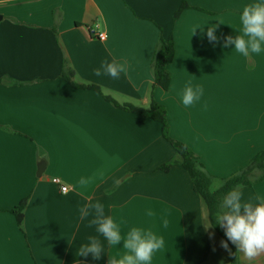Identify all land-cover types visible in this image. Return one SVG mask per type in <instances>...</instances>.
I'll use <instances>...</instances> for the list:
<instances>
[{"label": "crops", "instance_id": "crops-1", "mask_svg": "<svg viewBox=\"0 0 264 264\" xmlns=\"http://www.w3.org/2000/svg\"><path fill=\"white\" fill-rule=\"evenodd\" d=\"M185 1L189 8L173 21L181 0H0V264H108L120 257L123 241L109 246L89 226L92 217L80 216V207L96 201L122 236L136 227L163 238L151 264H230L229 247L206 226L207 210L186 171L158 170L175 155L161 125L104 98L163 106L169 137L216 178L264 150V52L243 56L223 46L238 34L243 7L257 0ZM213 24L218 39L209 41ZM159 28L175 51L166 91L152 75ZM113 59L126 67L119 79L94 75ZM63 68L73 71L74 84L100 92L72 87L61 79ZM189 82L203 94L185 107L180 96ZM241 191L243 200L259 202L264 177ZM23 199L19 228L9 210ZM90 236L103 245L100 259L79 255ZM251 264H264V256Z\"/></svg>", "mask_w": 264, "mask_h": 264}, {"label": "clouds", "instance_id": "clouds-1", "mask_svg": "<svg viewBox=\"0 0 264 264\" xmlns=\"http://www.w3.org/2000/svg\"><path fill=\"white\" fill-rule=\"evenodd\" d=\"M240 26L234 29L238 34L227 36L224 47L234 45L235 52L248 56L251 54H261L264 52V0L243 7L239 15ZM216 25L207 29L209 41H216ZM203 30V27L201 28ZM126 72L123 63H118L115 59L111 62L107 60L101 63L99 68L93 70L95 76L107 75L112 79H119L121 73ZM203 94L200 87H193L189 82L180 98L185 107L193 105ZM84 183L83 180L80 181ZM222 183L213 181L209 185V192L215 193ZM242 185L235 186L222 198L219 211L215 214V223L224 229L226 241H221V246L228 249V241L236 247V252L232 253L237 259V253L244 260L254 262L258 257L264 256V197L259 202L243 200L241 191ZM82 219H92L89 226H95L96 232L107 240L109 246H116L123 241L124 254L120 257H109L108 264H151L153 255L164 246V240L150 230L133 227L122 236L119 226L111 216L105 214V206L96 201L88 203L79 209ZM167 222L165 221V226ZM213 227L212 222L206 224ZM89 243L84 244L79 249V255L87 257L92 254L94 259H100L104 251L103 245L96 236L88 238Z\"/></svg>", "mask_w": 264, "mask_h": 264}, {"label": "trees", "instance_id": "trees-1", "mask_svg": "<svg viewBox=\"0 0 264 264\" xmlns=\"http://www.w3.org/2000/svg\"><path fill=\"white\" fill-rule=\"evenodd\" d=\"M185 0H181L179 7L174 12L172 19L176 21L181 13L188 9ZM160 30V28H159ZM175 51L172 41V36L163 38L161 35L157 45V49L154 53L152 59V75L154 79V86L166 91L170 84V73L167 66L174 59ZM74 76L73 71L63 68L61 79L65 80L72 87L90 89L96 92H100L98 86H78L72 82ZM104 98L112 102L116 107L122 110L134 114H138L149 118L150 120L157 122L161 125L162 137L171 144L175 151L174 157H172L168 162L161 165L158 170L163 172H168L171 167L178 165L181 166L189 176L193 191L195 194L203 201L208 214V220L213 224V229L221 236L223 241L227 240L224 230L215 223L214 216L219 211L222 198L230 190H232L237 185H242L243 188L251 187L254 183L260 182L264 177V150L258 152L243 168H241L236 173L230 175L226 178H216L211 176L203 167V165L198 161V158L194 153H192L184 144L171 139L168 135V124H167V114L163 106L151 100L149 107L147 109L133 107L131 105H119L115 103L111 98L104 96ZM213 181H219L222 183L221 187L215 193L209 192V185ZM26 199H23L17 206L9 210L11 214L14 215L16 219V224L21 228L23 220V210L25 207ZM228 247L230 251V264H238V256L236 257L232 254L236 252V247L230 241H228ZM237 255V254H236Z\"/></svg>", "mask_w": 264, "mask_h": 264}, {"label": "built area", "instance_id": "built-area-1", "mask_svg": "<svg viewBox=\"0 0 264 264\" xmlns=\"http://www.w3.org/2000/svg\"><path fill=\"white\" fill-rule=\"evenodd\" d=\"M97 38L99 40H104V34L103 33H98L97 34ZM53 183H55L59 187L60 192L62 194H64V193L67 192V187L66 186H63V185H60V181L58 179H53Z\"/></svg>", "mask_w": 264, "mask_h": 264}, {"label": "water", "instance_id": "water-1", "mask_svg": "<svg viewBox=\"0 0 264 264\" xmlns=\"http://www.w3.org/2000/svg\"><path fill=\"white\" fill-rule=\"evenodd\" d=\"M2 19V16L0 15V21ZM44 169V162H41L37 167V176H40Z\"/></svg>", "mask_w": 264, "mask_h": 264}, {"label": "rangeland", "instance_id": "rangeland-1", "mask_svg": "<svg viewBox=\"0 0 264 264\" xmlns=\"http://www.w3.org/2000/svg\"><path fill=\"white\" fill-rule=\"evenodd\" d=\"M223 229V228H222ZM224 230V229H223ZM229 254H230V251H229ZM222 264H229V262H226V260L225 259H223V262H222Z\"/></svg>", "mask_w": 264, "mask_h": 264}]
</instances>
